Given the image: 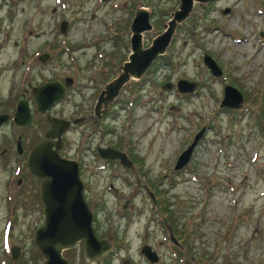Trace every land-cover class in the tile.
Returning <instances> with one entry per match:
<instances>
[{
    "label": "rangeland",
    "instance_id": "374dc122",
    "mask_svg": "<svg viewBox=\"0 0 264 264\" xmlns=\"http://www.w3.org/2000/svg\"><path fill=\"white\" fill-rule=\"evenodd\" d=\"M178 3L0 0V112L9 113L0 125V264H12L13 244L16 263L42 262L33 243L42 213L25 158L47 123L35 112L29 125L15 126L10 116L16 99L25 97L33 109L30 86L69 75L72 89L49 114H92L98 91L127 58L135 9L149 13L151 28L141 36L146 46ZM43 51L48 56L41 61ZM204 53L221 68L219 76L204 65ZM161 54L165 58L141 84L131 85L137 78L122 84L107 114L64 134L61 153L83 155L91 224L97 237L111 240L113 253L108 262L104 256L90 260L78 241L63 255L69 264H120L123 257L132 264H264V0L193 1ZM178 78L196 80V92H179ZM224 84L240 91L239 108L219 106ZM201 126L186 167L173 169ZM96 143L128 151L135 166L101 170L87 150ZM117 171L121 176L112 181L129 199L126 217L119 216L122 198L114 203L104 190ZM143 241L157 252L156 261L139 252Z\"/></svg>",
    "mask_w": 264,
    "mask_h": 264
},
{
    "label": "water",
    "instance_id": "95a60500",
    "mask_svg": "<svg viewBox=\"0 0 264 264\" xmlns=\"http://www.w3.org/2000/svg\"><path fill=\"white\" fill-rule=\"evenodd\" d=\"M193 1L207 2L209 0H179L178 7L173 10L167 20L165 28L152 37L150 43L142 45V32L151 28L149 13L144 8L135 9L129 23V52L127 58L120 65L119 72L113 79L107 81L98 92L93 110L102 103L111 101L118 93L119 88L129 78H138L151 64L152 60L163 53L176 22L184 19ZM66 20L61 19L58 27L65 31ZM48 56L47 51L38 55L39 60ZM202 61L213 76L221 74V68L207 53L202 55ZM71 76L65 75L63 82L58 79L46 80L38 85L30 86V93L34 101V111L45 113L49 106L63 97L64 87L68 86ZM197 84L196 80L178 78L175 87L179 92H192ZM170 82L163 84L169 88ZM242 95L233 85L222 86V97L219 106L238 108L241 106ZM9 117L8 112H0V125ZM50 126L43 132V137L34 142L27 151L25 163L28 171L40 178L39 195L43 204L42 221L33 231V243L42 255L40 264H69L63 256L62 250L72 247L77 241H82L84 255L90 260H97L110 248L106 238H99L94 234L91 226L92 210L89 208L82 194V182L79 178L77 162L73 158H63L59 155L60 132L68 121L64 118L49 117L45 115ZM15 126H27L32 120V111L28 100L21 96L16 99L14 109L10 116ZM204 126H201L192 136L190 142L177 154L173 169L181 168L189 159L194 146L202 136ZM57 138L56 140L50 137ZM19 137V136H18ZM58 141V142H57ZM22 146L17 140L16 150L21 152ZM97 155L101 159H117L122 165L129 166L131 161L124 151L110 146L98 147ZM153 197V195L151 194ZM172 242L178 243L169 233ZM12 264L16 263L18 246H9ZM149 262L158 259L157 253L150 245L142 244L139 248ZM121 264H132L128 258H123Z\"/></svg>",
    "mask_w": 264,
    "mask_h": 264
},
{
    "label": "flooded vegetation",
    "instance_id": "af4514ba",
    "mask_svg": "<svg viewBox=\"0 0 264 264\" xmlns=\"http://www.w3.org/2000/svg\"><path fill=\"white\" fill-rule=\"evenodd\" d=\"M65 76V75H64ZM63 76V77H64ZM63 77H62V79L60 80V79H58V80H60V81H62L63 82ZM72 85H73V78L71 77V81H70V84L68 85V86H65L64 87V94H63V97L61 98V99H63L64 97H66V95L69 93V91L72 89L71 87H72ZM196 87H198L197 85H196ZM102 89V88H101ZM100 89V90H101ZM99 90V91H100ZM98 91V92H99ZM192 92H196V90L194 89ZM115 98V97H114ZM114 98L111 100V101H109V102H107L106 103V106H104L102 103L98 106V108H97V114H95L94 113V110H93V107H92V114H82V115H75V114H72V115H62V114H49V111H50V109H52V108H54L55 107V105L61 100V99H59V100H57V101H54L50 106H49V108L46 110V112L43 114V113H39V112H36V113H39L40 115H42L43 117H44V119H45V121H46V126L44 127V129H43V131H42V134H41V136L40 137H38L34 142H36L37 140H39V139H41L42 137H43V132H44V130L46 129V128H48L49 126H50V124H49V122L46 120V118H45V115L47 114V115H49V117H57V118H59V117H61V118H64V119H66L67 121H68V123H67V126L63 129V130H61V132H60V139H57V138H55L54 136L53 137H50L51 139H53V140H59V143H60V147H59V149H58V152H59V155L61 156V157H63V158H73V159H75L76 160V162H77V167H78V174H79V178H80V180H81V182H82V194H83V197H84V199L87 201V204L89 203L88 202V194L86 193V187H87V182H86V177L83 175V167H82V164H81V160H82V158L81 157H83V155L81 156V155H77L76 157H71V156H67V155H64L63 153H61V151H62V149H63V146H64V144H63V142H64V140H63V138H64V134L70 129V128H72V127H74V126H76V125H79V124H84L87 120H91L92 121V125L98 120V118H99V115H101V114H105V112H106V114H107V112L111 109L110 108V104L112 103V101L114 100ZM31 111H32V116H33V114L35 113V111H34V107H33V109H31ZM58 142V141H57ZM105 147V146H110V147H112V148H115V149H119V150H121V151H124L125 152V154H126V156H127V158L131 161V164L129 165V166H124V165H122L117 159H109V158H107V159H101L98 155H97V148L98 147ZM194 149H195V147H194ZM194 149H193V151H194ZM87 150L88 151H91L92 152V155H95L96 156V158H97V160L100 162V164H99V168L102 170V169H104V168H108V169H110L111 168V166L112 165H117L119 168H122V167H124V168H131V167H134L135 166V161H134V158H133V156H131L130 155V153L128 152V151H125V150H122L120 147H118L117 145H115V144H113V143H111V144H104V145H101V144H99V143H96V145L94 146V147H92V146H90V145H88L87 146ZM189 161V160H188ZM188 163V162H187ZM186 163V164H187ZM185 164V165H186ZM25 165H26V163H25ZM182 166L181 167V169H184L186 166ZM26 169H27V167H26ZM27 172H28V176H30V179L33 181L32 182V184L34 185V187H33V191H34V197H35V200H36V203H37V205H38V208L41 210V213H42V208H43V204H42V202H41V199H40V195H39V183H40V178L39 177H37V176H34V175H32L28 170H27ZM115 174V175H114ZM120 173H119V171H117L116 173L114 172L113 173V175H111V180H108V183H107V188H105L104 187V190L111 196V199L112 200H114V203H118V200L119 199H121L122 198V201L120 202V204H121V209L122 210H120V212H119V216L120 217H123V216H127V207H129V205H130V202H129V199L127 198V197H125V196H122L121 197V193H119L120 191H119V188L114 184V182L112 181V180H117L116 178H120ZM18 182H20V178L18 179ZM109 189V190H108ZM144 190H146V192H147V195L152 199V203H154L153 205H155L157 208L159 207V204L158 203H156V201H154L153 200V197L151 196V194H152V191H150L149 189H148V187H144ZM109 191V192H108ZM151 206V205H150ZM109 238H110V236H108ZM109 241H111V240H109ZM143 243H147V242H145V241H143L141 244H140V246L143 244ZM148 244V243H147ZM112 245V244H111ZM150 245V244H149ZM150 247H151V249H153V247L150 245ZM154 250V249H153ZM155 251V250H154ZM156 252V251H155Z\"/></svg>",
    "mask_w": 264,
    "mask_h": 264
},
{
    "label": "trees",
    "instance_id": "16d2710c",
    "mask_svg": "<svg viewBox=\"0 0 264 264\" xmlns=\"http://www.w3.org/2000/svg\"><path fill=\"white\" fill-rule=\"evenodd\" d=\"M205 6H207V3L205 4ZM163 58H165L162 54H159V55H157L153 60H152V62H151V64L149 65V67L137 78V79H132V86L133 85H137V84H141V82L143 81V80H145V78H146V76H147V73L149 72V71H152L154 68H155V66L157 65V62H158V60H161V59H163ZM134 87V86H133ZM165 218L163 219V221H164V223H165ZM113 250V249H112ZM112 250H110V251H108L105 255H104V258L107 260V262L110 260V258H111V252H112ZM113 253V252H112Z\"/></svg>",
    "mask_w": 264,
    "mask_h": 264
}]
</instances>
